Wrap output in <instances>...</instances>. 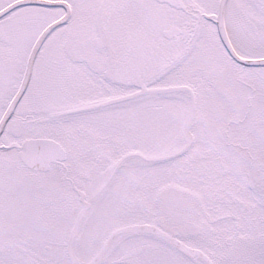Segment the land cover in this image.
I'll use <instances>...</instances> for the list:
<instances>
[{
  "label": "snow or ice",
  "instance_id": "snow-or-ice-1",
  "mask_svg": "<svg viewBox=\"0 0 264 264\" xmlns=\"http://www.w3.org/2000/svg\"><path fill=\"white\" fill-rule=\"evenodd\" d=\"M0 264H264V0H0Z\"/></svg>",
  "mask_w": 264,
  "mask_h": 264
}]
</instances>
